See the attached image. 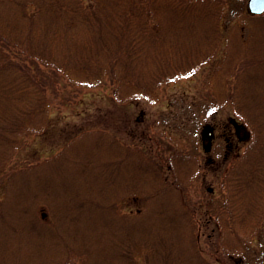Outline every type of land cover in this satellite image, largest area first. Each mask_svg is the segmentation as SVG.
<instances>
[{"label": "rangeland", "instance_id": "obj_1", "mask_svg": "<svg viewBox=\"0 0 264 264\" xmlns=\"http://www.w3.org/2000/svg\"><path fill=\"white\" fill-rule=\"evenodd\" d=\"M5 1L0 32L25 34ZM160 2L124 102L41 69L45 121L0 145V264H264V13Z\"/></svg>", "mask_w": 264, "mask_h": 264}, {"label": "trees", "instance_id": "obj_2", "mask_svg": "<svg viewBox=\"0 0 264 264\" xmlns=\"http://www.w3.org/2000/svg\"><path fill=\"white\" fill-rule=\"evenodd\" d=\"M160 1L19 0L23 13L30 8L33 26L25 34L0 32V145L6 146L1 157L8 146L17 149L25 133L33 134V125L45 121L51 107L48 93L55 88L52 80H41V69L65 77L74 88L101 86L106 99L124 102L119 87L129 88L143 76L138 63L142 47L147 40L161 39ZM173 1L165 0L166 9L184 15V4ZM17 51L25 62L16 59ZM156 66L145 70L146 76L155 75ZM159 76L151 79L153 84ZM6 107L12 111H4Z\"/></svg>", "mask_w": 264, "mask_h": 264}, {"label": "water", "instance_id": "obj_3", "mask_svg": "<svg viewBox=\"0 0 264 264\" xmlns=\"http://www.w3.org/2000/svg\"><path fill=\"white\" fill-rule=\"evenodd\" d=\"M247 8L252 13H261L264 11V0H247ZM211 133V130H208V134Z\"/></svg>", "mask_w": 264, "mask_h": 264}]
</instances>
